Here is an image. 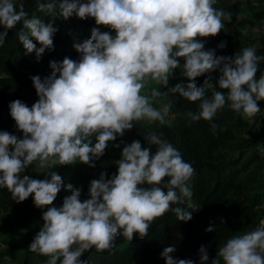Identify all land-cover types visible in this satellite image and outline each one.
Instances as JSON below:
<instances>
[{
  "label": "clouds",
  "instance_id": "1",
  "mask_svg": "<svg viewBox=\"0 0 264 264\" xmlns=\"http://www.w3.org/2000/svg\"><path fill=\"white\" fill-rule=\"evenodd\" d=\"M216 4L217 0H37L38 9L51 17L45 22L29 16L22 0H0V25L5 29L0 32V46L7 29L22 23L18 40L37 59L54 47L56 18L92 17L96 25L115 30L113 35L93 27L90 38L74 44L78 60L65 56L50 61L49 75L31 77L39 99L31 107L20 99L9 103L23 138L0 130V188H7L18 202L32 195L37 207L47 206L43 225L29 245L32 252L47 256L45 264H86L80 259L85 251L110 250L118 235L129 241L134 234L144 238L150 224L169 210L180 221L191 219L189 182L195 169L162 133L144 136L146 147L140 140L125 144L116 161L117 172L111 178L101 173L92 179L90 198L83 201L81 189L64 185L56 171L36 179L25 169L32 164L46 168L76 162L94 166L108 142L136 122L166 123L171 102L154 106L162 96L198 102L197 111L186 113L188 122L207 120L212 131L214 118L225 106L252 119L261 109L257 101L264 100V71L257 78L258 61L264 55H257L254 46L244 47L234 57L205 50L197 37L214 36L224 21L232 20L231 12ZM225 46L226 42L219 44ZM181 66L187 82L167 91L153 87L150 93L142 92L150 82L168 86L173 70ZM214 70L220 72L218 86L211 76L197 86L195 78ZM207 89H212L211 95ZM258 147L264 151V145ZM62 188L71 194L57 207L53 201ZM186 198L188 208L181 207ZM206 231H213V226ZM175 250L172 244L160 252L165 264H196L191 258H175ZM199 264H209L204 245ZM211 264H264V219L253 230L229 237Z\"/></svg>",
  "mask_w": 264,
  "mask_h": 264
},
{
  "label": "trees",
  "instance_id": "2",
  "mask_svg": "<svg viewBox=\"0 0 264 264\" xmlns=\"http://www.w3.org/2000/svg\"><path fill=\"white\" fill-rule=\"evenodd\" d=\"M17 1L21 2V0ZM22 2L29 16H39L45 22L51 19L38 9L37 0H22ZM240 4L239 2L231 4L227 1L223 9L234 15ZM257 18L260 21V27L264 29V10L258 13ZM93 25L94 18L92 17L86 19L76 16L68 19L56 18L53 26L58 30L53 37L54 47L46 49L40 59H37L34 51L27 53L22 42L18 40L16 33L22 28V23L18 22L13 28L7 29L5 43L0 46V130L9 131L1 118L5 113L10 114L9 103L11 101L20 99L31 107L39 99L31 79L32 76L40 75L43 79L49 75L52 71L50 61H61L65 56L74 60L80 58V53L75 49L74 44L90 38ZM77 30H80L82 35L74 40L72 32H77ZM3 31L5 29L0 25V32ZM200 38L204 42L205 50L214 49L217 56L234 57L224 37L214 35ZM33 42L39 47V42L35 38ZM221 42H226V46L220 48ZM256 52L257 55H264V48L257 49ZM258 64L257 78L260 72L264 71V60L258 61ZM209 76H211L213 85L218 86L220 76L218 70L195 78L197 86L202 85ZM187 80V77H179V82H187ZM211 92L212 89H207L208 95H211ZM169 98L179 116L177 125L170 127L163 124L161 127L147 129L138 121L132 129L125 130L123 136L118 135L114 142L119 141L125 144L140 140L142 147H146L147 141L144 136L155 131L157 134L162 133L163 138L173 143L180 150L183 158L195 169L189 182L193 193L189 209L192 217L188 221H180L175 213L169 210L150 224L147 236L144 238L134 234L133 239L129 241L118 235L115 247L110 250L97 252L93 248L85 251L80 259L85 260L86 264H160L162 261L165 264L160 252L164 247L172 244L176 246V250L172 253L175 258H191L196 264H199L200 246L204 245L209 255V264H211L217 256L219 246L235 235L237 228L244 230L249 225H258L255 219V208L259 203L246 197L249 192L250 177L243 178L248 173L252 162H255L258 157L245 163L242 156L223 160L224 156L221 155L222 147L229 140L234 139L232 130L227 127L224 129V122L231 119L232 110L225 106L217 113L214 118L216 128L212 131L211 123L207 120L188 122L186 113L197 111L198 102H189L178 96ZM20 137L23 138V133ZM151 147L154 152L156 146ZM94 165L101 168V161L96 159ZM48 171H56L62 177L64 185H67L60 166H51L45 172L35 173L29 165L25 169V174L32 178L44 179ZM70 194L71 190L62 188L57 196H61L63 203V198ZM187 199L180 205L181 207L188 208ZM0 211L15 213L18 224L22 226L36 225L43 221V210L34 204L32 195L18 202L11 198V193L7 188H0ZM216 215L221 216L222 224L212 221ZM209 225L213 226V231H206ZM7 256L17 261V256L13 252L8 253ZM31 261L29 255L21 253L20 264H31Z\"/></svg>",
  "mask_w": 264,
  "mask_h": 264
},
{
  "label": "rangeland",
  "instance_id": "3",
  "mask_svg": "<svg viewBox=\"0 0 264 264\" xmlns=\"http://www.w3.org/2000/svg\"><path fill=\"white\" fill-rule=\"evenodd\" d=\"M239 5L236 14L232 15L231 22L224 21V27L217 33V36L224 37L229 48L235 54L247 46H254L257 49L264 48V29L260 27V21L257 18L258 13L264 10V0H217L216 8H223L227 3ZM235 1V2H234ZM18 3V1L16 0ZM225 10V9H224ZM93 27H99L101 31H110L113 35L115 30L107 25H96L94 20ZM82 35L80 30L72 32V39H76ZM200 39V37H197ZM181 65L184 63L182 57L178 58ZM182 66L173 70V75L169 79V85L162 87L161 85L150 82L146 85L142 92L150 93V89L161 88V91H167L168 87L174 86L179 82V77L182 76ZM170 96L159 97L160 103L154 104L156 107H161L163 103L171 102ZM258 106L261 108L252 119H246L232 110L231 119L224 122V129L230 128L234 133V139L229 140L225 146L222 147L221 155L224 156L223 160L227 158L243 157L245 163L249 162L252 158L258 157L255 162H252L243 178L249 176V192L247 198L250 197L259 203L255 210V219L258 225H249L244 230L237 228L235 235L242 234L243 232L253 230L259 226L261 219H264V151H261L258 145H264V100L257 101ZM178 114L171 102L169 114L166 117V123L170 127L178 124ZM3 124L8 128L10 133L21 135L22 130L16 126L14 119L10 114L5 113L1 118ZM147 129L161 127L159 121L146 122L139 121ZM93 142L95 138L93 137ZM128 144V143H125ZM122 142L109 141L104 154L99 158L101 161V168L90 166L84 162H76L74 164L57 165L61 167L63 179L66 184L71 183L74 187L81 189V201L90 198L89 186L92 179H99L101 173H105V178H111L118 170L116 161L121 158V152L125 146ZM116 145H119L117 147ZM242 154V155H241ZM32 170L35 173L45 172L48 168H40L38 165L32 164ZM254 180V181H252ZM233 200V198H230ZM239 199V198H238ZM237 199V200H238ZM53 204L57 207L62 205V198L56 197ZM47 210V206L42 209ZM17 215L13 212L0 211V264H20V255L27 254L31 257V264H45L47 256L34 253L30 250L29 245L33 241L35 235L40 231L43 221L36 225L22 226L18 224ZM212 221L217 224H222L223 219L220 215L214 216ZM14 253L17 256V261L7 256L8 253ZM163 262V261H162ZM160 264H164V262Z\"/></svg>",
  "mask_w": 264,
  "mask_h": 264
}]
</instances>
